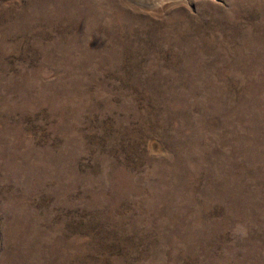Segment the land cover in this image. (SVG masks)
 Wrapping results in <instances>:
<instances>
[{"label": "rangeland", "instance_id": "374dc122", "mask_svg": "<svg viewBox=\"0 0 264 264\" xmlns=\"http://www.w3.org/2000/svg\"><path fill=\"white\" fill-rule=\"evenodd\" d=\"M0 264H264V0H0Z\"/></svg>", "mask_w": 264, "mask_h": 264}, {"label": "bare ground", "instance_id": "6f19581e", "mask_svg": "<svg viewBox=\"0 0 264 264\" xmlns=\"http://www.w3.org/2000/svg\"><path fill=\"white\" fill-rule=\"evenodd\" d=\"M155 2V1H154ZM160 2V1H159Z\"/></svg>", "mask_w": 264, "mask_h": 264}]
</instances>
